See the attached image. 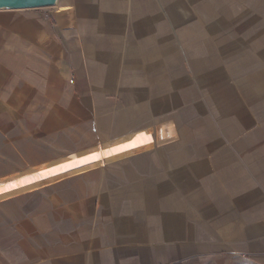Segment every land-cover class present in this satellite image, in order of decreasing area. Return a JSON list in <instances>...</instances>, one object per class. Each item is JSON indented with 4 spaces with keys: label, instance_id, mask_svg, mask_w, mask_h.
Returning a JSON list of instances; mask_svg holds the SVG:
<instances>
[{
    "label": "crops",
    "instance_id": "obj_1",
    "mask_svg": "<svg viewBox=\"0 0 264 264\" xmlns=\"http://www.w3.org/2000/svg\"><path fill=\"white\" fill-rule=\"evenodd\" d=\"M62 132L0 264H264V0L0 9V143Z\"/></svg>",
    "mask_w": 264,
    "mask_h": 264
},
{
    "label": "rangeland",
    "instance_id": "obj_2",
    "mask_svg": "<svg viewBox=\"0 0 264 264\" xmlns=\"http://www.w3.org/2000/svg\"><path fill=\"white\" fill-rule=\"evenodd\" d=\"M13 129V133L16 134L20 131V126L14 125ZM19 135L21 136V133ZM71 143L73 141L68 139V134L64 132L56 137L21 136L14 139L13 145L5 146L4 143H0V196L20 191L18 188L10 187L15 186L22 178H28L23 184L26 187L24 189L57 179L53 171L61 166H65L67 171L68 160L58 161L70 154ZM206 264H211V261Z\"/></svg>",
    "mask_w": 264,
    "mask_h": 264
},
{
    "label": "water",
    "instance_id": "obj_3",
    "mask_svg": "<svg viewBox=\"0 0 264 264\" xmlns=\"http://www.w3.org/2000/svg\"><path fill=\"white\" fill-rule=\"evenodd\" d=\"M56 0H0V9H25L52 6Z\"/></svg>",
    "mask_w": 264,
    "mask_h": 264
}]
</instances>
